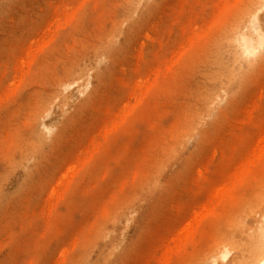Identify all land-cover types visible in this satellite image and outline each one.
I'll list each match as a JSON object with an SVG mask.
<instances>
[{
    "label": "rangeland",
    "instance_id": "374dc122",
    "mask_svg": "<svg viewBox=\"0 0 264 264\" xmlns=\"http://www.w3.org/2000/svg\"><path fill=\"white\" fill-rule=\"evenodd\" d=\"M178 2L183 5L182 0H146L127 21L125 0H0V264H84L98 254L89 240L100 230L104 210L125 224L116 248L121 264H156L167 226L191 220L189 208L205 204L207 189L221 186L217 180L233 172L221 164L229 144L243 145V158L264 141L263 70L231 103L223 99L219 129L210 126L214 118L205 122L204 147H199L200 134L188 137L175 160L146 170L152 146L160 144L164 157L172 131L182 124L206 45L205 40L188 46L182 26L172 25ZM214 14V6L201 2L187 17V36L209 33ZM258 16L264 31V9ZM111 35L109 57L102 44ZM162 43L170 47L171 70L151 93L131 92L127 81L148 78L142 66L155 60ZM78 64L89 69L90 80L79 94L86 78L67 77ZM65 80L72 82L68 90L60 87ZM114 99L127 107L137 104L117 132L105 117ZM250 113L253 122L246 118ZM35 128L47 137L43 155L37 162L28 156L13 164ZM93 141L101 143L96 151ZM208 161L216 180L202 187L198 171L206 172ZM156 167L166 191L145 196L141 188ZM244 176L185 246L188 257L208 251L205 263H212L223 223L240 208L239 199L261 188L264 166L256 164ZM48 220L51 227L45 229Z\"/></svg>",
    "mask_w": 264,
    "mask_h": 264
},
{
    "label": "bare ground",
    "instance_id": "6f19581e",
    "mask_svg": "<svg viewBox=\"0 0 264 264\" xmlns=\"http://www.w3.org/2000/svg\"><path fill=\"white\" fill-rule=\"evenodd\" d=\"M145 1L125 0L123 10L125 20H131V17ZM182 1L183 5L180 2L177 3L178 10L172 20V25L182 26L183 35L186 34L182 38L186 39L188 46L193 47L197 42L206 40L205 50L198 62L200 74L191 88V99L186 105L184 113L182 112L180 115L182 124L172 131V140L167 146L165 156L160 159L161 146L160 144L158 146L153 145L150 149L153 152L152 162L146 170L151 166L153 169L159 161L170 162L175 160L183 150L188 137L200 134L199 147H204L207 135L204 128L205 122L214 118L210 126H213L215 130L219 129L221 124L219 126L217 124H219L220 118L224 116L226 107H221L223 99L225 98L231 103L235 96L247 89L256 74H260L264 70V31L257 25L258 15L264 9V0ZM201 2L204 7H215L211 31L209 33L196 31L187 36V17L199 9ZM231 9H233L231 13L226 15L225 12ZM112 38V35L108 36L102 44L105 55L109 57L113 49ZM169 48L164 43L160 44L159 48L154 51L155 60L143 64L142 68L148 73L147 79L139 80L137 78L131 82L127 81L126 86L132 90L131 92L145 89L151 93L155 89L160 83L162 74L169 72L172 68L170 64L172 62L169 60ZM166 55L168 56L167 59L165 58ZM88 72L87 67L78 64L67 76L68 78L70 76L72 78H86L85 83L80 86L78 94L90 86ZM67 80L60 85L62 90H68L71 87L72 82ZM72 96L73 93L65 99L64 105ZM136 105L129 104L128 107L119 105L114 99L105 114L110 128L117 132L122 124L132 116ZM246 118L250 119L249 122H253L255 117L250 113ZM100 133L101 138H105L106 133L103 128L100 129ZM46 142V134L35 128L29 133L27 144L20 148L12 159L13 164L20 165L22 160L28 156L36 162L39 161L46 149ZM100 145L99 141H93L91 149L96 151ZM243 147L241 144H229V156L221 159V164L226 166L225 168H233V172L223 174L220 180H217L218 185L221 186L207 189L208 197L205 204L189 208V214L193 216L192 219L184 225L177 222V225L173 224V227L178 228L174 235L169 233L173 227L167 226L164 234V248L161 252L159 249L160 253L156 257V264H206V259L209 257L208 251L193 253L188 257L184 251L185 246L201 230L202 222L214 215V206L219 200L231 198L233 183L237 180L243 182L246 172L248 173L256 164L264 166V141L260 140L249 155L242 158L240 154ZM207 166L206 172L202 169L198 171L199 177L196 181L202 187L204 186L203 183H210L215 179L213 170H211V161L207 162ZM235 167L236 170L234 171ZM151 170L147 172L150 173ZM157 170L158 167L155 168L153 174L147 178L141 188V190L145 188V196H147L146 193L152 196L166 191L163 188L166 183L161 185L156 178ZM259 187L261 188L257 189L251 197L239 199V201L241 200L240 208L237 207L235 213L223 223L219 236L221 243L217 244L218 241H214L215 244L212 249L217 250V253L211 264H220V261L226 259L228 261L225 264H264V181ZM140 196L142 195H138L136 198ZM142 198L144 197L142 196ZM139 201L135 203L136 212L139 211ZM101 219L103 222L99 224L100 226L98 225L100 230H97L98 233L95 238L89 240V245L91 248H97L98 254L86 257L83 262L84 264H121L122 255L117 253L116 248L125 224H121L114 217L110 218L107 210L102 212ZM128 220L130 221V218ZM50 227L51 222L48 220L45 229H50ZM88 231L91 232V228Z\"/></svg>",
    "mask_w": 264,
    "mask_h": 264
}]
</instances>
